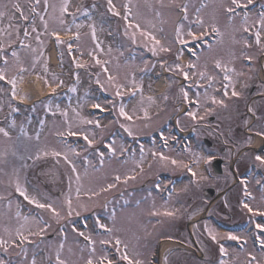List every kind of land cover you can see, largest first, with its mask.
<instances>
[{"label": "rangeland", "instance_id": "374dc122", "mask_svg": "<svg viewBox=\"0 0 264 264\" xmlns=\"http://www.w3.org/2000/svg\"><path fill=\"white\" fill-rule=\"evenodd\" d=\"M9 0H0V7L3 4L8 3ZM34 0H20L21 5L24 7L25 14L30 13L29 5L33 3ZM128 0H113V3L116 5L117 9L121 12V18L124 14V4L127 3ZM246 2V0H244ZM43 0H41V4L38 7L37 11L42 14L44 11L43 8ZM49 3L55 5L58 9L59 6L63 3V0H49ZM107 3L105 0H70L69 4V13L76 12L77 8L81 9L83 12L84 9L88 10V13L92 15V17L97 18L98 20L102 19V15L106 11L105 16L106 19L111 17L113 14L108 10ZM187 4L188 5V20L184 21L182 19L183 13L179 5ZM95 6V7H93ZM225 6H231V0H175V3H172V0H164V6H161L159 0H131V7L133 9V13L135 15L134 23H140L141 27L145 30L152 31L154 35H156L157 39L161 40V42L166 47H171L173 49L178 43L174 40L175 29L179 23H184L185 30H187L189 24L196 19L197 9L200 10V15L204 18L207 24L215 23L217 27L223 33L222 37L217 38L214 41H210L207 43H203L200 47L198 56L199 60H190L193 63H196L198 69L203 71L205 66L207 67V71L210 75L215 76L216 80L221 82V85L224 83L222 72L215 68L214 62L219 59L224 64L228 65V67H235L237 72H243V76H234L233 79L237 81L236 90L241 92L242 95L237 97H231L229 92V98L220 97V94H216L218 99H225V103L228 105L227 108L220 107L219 105L213 106L210 101L204 96L203 93H200L201 105L199 108L193 107L191 111H197L198 116H203V120L194 121L190 117L186 115L182 111L183 108V99L180 93V88L183 86L182 84V75L171 72L168 70V67L174 65L176 62H180L176 60L175 53H172L168 56L167 53H160L157 57L154 56V60H149L143 58L144 53H139V57L136 61L131 62V60H126L123 58V54L127 51L128 45L126 47H118L112 45L111 52L108 51L106 47L108 44V40H101L99 38V33L97 32V41H93L90 34L89 25L95 23L94 21H78L76 24H81L82 27L79 29L81 38L79 45L84 50L86 55L90 57L100 58L102 61H108L105 65L108 68V73H104L103 70L98 68L99 78L101 83L107 86V75L111 74L117 78L119 83H125L126 86L130 89V85L128 82L131 80L132 75L135 74V78L138 71L142 68H147L148 73H155L160 70H164L167 72L170 77V82L168 83L171 88L165 95L161 96L157 99V106L155 101L153 102V107L149 106V99L145 98L147 93H154V85L149 78L144 79H136L137 84H142L143 93L138 97L137 101L130 102L126 105V111L130 115H133V121H127L123 117H119V121L111 118H108L106 122H101V128H96L92 125H84L80 124L75 117L73 109L77 110V105L83 103H91L90 100L91 95L97 91L93 89L84 90L78 92V94L74 98V103L70 110L68 111L67 122L63 116L57 117L55 121L48 119L46 121L43 128H40V138L39 141L35 139L36 135H34L35 125L31 123L28 127L24 129L28 133V136H24L20 129V124L17 121L16 127L11 128L10 135L11 140H8L5 137H2L0 140V152L4 150H9L15 147L18 152V155H23L25 157L24 161H20L17 157H13L9 155L6 158V162H0V196H3L4 199L0 200V237L5 239L6 241L15 240L18 244L19 237L16 236L17 229L23 231L24 235L29 236V241L24 242L23 247L27 250V256L21 254V250L19 247H10L8 249V254L11 255L12 260H16L18 264H31V259L33 255H35L37 264H50L49 256H51V264H55V253L57 248L61 243L64 244V249L61 254L62 259H69L72 264H85V261L91 255V248L94 246L96 249L94 260L97 259L96 256L100 254L99 251L101 247L102 240H115V237H119L121 241H123L122 245L127 244L129 246L132 245L133 253H130V256H137L134 260L143 261V264H149V261L152 259V249L153 243L159 239H171L173 234L168 229L169 223L172 221H177L181 219L180 217L184 216L185 212V202L186 196L185 194L181 197L180 194H174L168 200H161L157 194H152L148 191V189L140 190V189H131L133 185H136L139 181L144 180V178L148 177L151 173L156 170L163 169L161 172L168 171L172 173L180 172L183 170V167H176L169 164L167 167L163 166L159 159H154L151 163L148 162L146 165V161L148 159L144 158L143 160V169L144 171H140L139 163L141 158L134 157L137 156L136 153H128L122 158L121 154V146L123 148L126 147V139L124 133H128L125 128L121 127L122 124H128L132 127L133 135H141L146 134L152 130L158 128H162L163 125L166 128V124L175 119L176 126H171L172 129L177 130V133H181L183 131L193 130L196 135L192 142L191 152H187L183 155L181 152H176L174 150L169 149V151H162L154 146L149 145H141L138 144L135 146L137 150H139L141 154V146H143L144 154L146 153L152 154L155 152H163L165 156H169L173 159L186 162L190 157L196 158V156L207 157L208 155H212L214 157L221 156L224 158V174L217 175L215 179H211L206 171L205 166H208L210 169V165L205 162V160H201L198 164V177L201 175L207 176L208 179L204 181H208L207 184L213 186L217 192L224 191L226 193V197H223L226 204L217 201L214 199L211 201L214 203L210 208H207L205 213L211 212V208L217 206V211L221 210L223 214L235 213L238 217L231 221H243L246 215H250L246 209L242 208V202H247L251 204L254 208L260 207L264 210V200L262 199V194L254 196L255 200H247L243 195V186H240L237 183L233 184L235 173L232 171L234 169L233 166V158H235L238 151L241 147L248 145L252 139L253 135L246 134V132L231 130V127L238 126L239 123L242 125H246L248 122L249 116L246 115L239 122L238 114L240 112L245 111L247 108H251L254 112L257 113L258 122L256 123L254 129H257L260 126L258 132H264V73L260 71L262 67H264V53L260 51V49L255 46L254 39L252 36H249L251 33H244L241 30V15H236L233 21H229L228 14L224 11ZM43 8V9H42ZM160 12V16H156V12ZM27 12V13H26ZM79 12H76V14ZM45 19L49 21L48 31L45 34V30L43 24L40 21L39 16L35 17L36 29L41 33V40L44 41L43 45H40L36 39V33L32 32L31 26L29 27L30 36L25 39L23 33L20 34L19 39H16L15 34H13L12 39L15 40L13 43L16 47L12 51H17L20 55L21 63L24 67L27 65L35 72L47 76L51 79V83H55L56 80L53 79V74L58 77V73H56L52 61H50V53H51V44L49 40L50 34L48 32L55 30H66L64 26H61L54 18L53 11L51 8L48 9L47 14L43 13ZM55 15H58L55 13ZM109 15V17H108ZM72 18V17H71ZM117 18L120 23V27L125 33L126 23L123 22V19ZM8 20L7 18H5ZM68 26L72 28L70 33L76 31V28L73 24H71L70 18L65 16ZM257 17L254 15H250V23L256 20ZM92 20V19H91ZM149 21L152 24H155V28H151ZM9 22V20H8ZM73 22V21H72ZM116 22V21H115ZM17 25L21 26L22 22L19 21V18L16 19ZM24 23V22H23ZM14 24V23H13ZM71 24V25H69ZM101 24L100 21H96V27ZM16 25V26H17ZM119 27V28H120ZM0 28H4L7 30V24H3L0 22ZM208 29V28H206ZM134 29H128V32L131 33ZM118 32V30H115ZM193 31L199 32L200 29L193 27ZM119 33V32H118ZM252 35V34H251ZM130 37V35H128ZM244 38H247L250 43L253 44L251 48H245L242 43H236L235 41H242ZM8 36L4 33H0V43H7ZM23 40L25 45H31V49H37L34 53L30 48L20 47V41ZM130 41L131 38H130ZM191 41V40H189ZM99 42L100 48L103 51H100V48L96 47V43ZM133 42V41H132ZM136 45L142 46L146 50L148 48L144 47V43L141 42V38L137 36ZM110 45V44H109ZM211 45V48L208 47ZM142 47L138 48L139 51H142ZM8 47L5 48V50ZM31 52V54H25L23 51ZM132 50V49H130ZM137 50V49H133ZM178 50V48H177ZM11 51V52H12ZM92 51L93 55H89V52ZM43 53L40 56V59L37 61L35 58L40 53ZM127 54V53H126ZM244 54L251 55L254 57L255 66L246 67L243 65L241 67V57ZM5 55V53H4ZM125 55V54H124ZM11 57V56H10ZM186 59V57H182ZM63 59V69L60 70L62 75H70L69 79L65 82H70L72 78V73L77 71L85 80H90V76L87 75L86 70L76 68L75 61L68 60L67 56L64 55ZM47 62L48 72L45 73L43 71V64ZM35 62V69L32 68V64ZM166 62V63H165ZM164 63L162 67L161 64ZM182 63V61L180 62ZM183 64V63H182ZM263 64V66H262ZM187 65V64H183ZM1 67V66H0ZM93 68H97V66H92ZM16 66L14 62L9 59V70L10 75ZM28 70H30L28 68ZM64 70V73H63ZM66 71V72H65ZM68 72V73H67ZM76 72V74H77ZM25 73V72H24ZM24 77H28L26 74ZM70 73V74H69ZM17 75V72L11 74L10 77ZM140 75V74H139ZM191 76L192 74L189 73ZM32 75H29V77ZM141 76V75H140ZM9 77V79H11ZM196 78V77H195ZM65 79V78H64ZM23 80L18 81V85ZM94 81H96V77H94ZM205 81V80H204ZM49 83V82H48ZM47 84V82L45 83ZM247 84V87L244 85ZM66 86L62 84L61 87L56 90H63L62 87ZM252 86H255V91L253 96L250 95V89ZM22 87V86H21ZM184 87V86H183ZM11 88V85H10ZM185 88V87H184ZM189 92V97L195 98L197 93L196 90L189 91L188 88H185ZM5 87L0 86V96L4 97ZM17 91L22 92L19 86L17 87ZM58 91V93H59ZM17 92V93H18ZM73 92V91H71ZM110 92V89H109ZM24 93V92H22ZM209 95H215L212 92L208 91ZM64 94V93H63ZM58 95V94H57ZM57 95L55 100H50L51 103L57 100ZM167 96L168 99L165 100L164 97ZM5 104L7 99H3ZM48 98L44 99L46 102ZM121 101V100H120ZM49 101L45 104H48ZM75 104V105H74ZM110 102L104 103L103 105L107 107ZM71 104H59V108L67 109ZM147 109L150 119H143V109ZM208 108H213L211 114L206 115V110ZM135 110V111H134ZM157 110V113L155 112ZM81 116L90 118L87 114L86 116L78 111ZM3 113V111H2ZM115 113L118 116V107L115 109ZM216 116V121L212 123L207 122L210 115ZM2 115V114H1ZM136 117H140L137 119ZM93 120V119H92ZM178 120V121H177ZM263 120V121H262ZM68 122H71L73 125V130H80L89 133L90 139H95L96 142L93 146H84L80 148L76 147V151L79 155H75L69 151V146H64L61 144L59 137L57 136V132H66L68 127ZM95 133V137L91 135V133ZM31 137V139H28ZM208 137L215 142L220 144H225L227 148L226 152L223 154L219 152L217 148L218 145L215 144L214 147L207 148L202 144V138ZM107 138L108 141L105 143L106 148H102L103 140ZM250 140V142H249ZM113 146L117 149L116 153L113 155L108 149L107 145L109 143H113ZM240 144L237 148L234 149V146ZM129 143V142H128ZM47 151L51 153L52 151H57L60 153L67 152L69 159L76 166V171L80 174V198L79 203L86 205L88 210L84 211L81 208L77 207V198H76V173H74L71 169V166L64 160L63 155L59 157L52 156L51 154L44 156L41 154L39 159H35V155L37 152ZM103 152L104 155V163L101 165L99 163L100 157L99 153ZM174 154V155H172ZM195 154V155H194ZM253 153L250 152L249 155ZM257 155V154H256ZM246 156V155H245ZM264 156V155H263ZM32 157V158H29ZM87 157V160L85 159ZM153 158V157H152ZM30 161L35 162H49L51 165L48 168V171L44 177L41 175L36 178L35 175H29V165H31ZM90 161V163H89ZM26 164V167H21V164ZM148 166L150 168L147 170ZM264 166V165H263ZM34 166L33 169H35ZM244 168L243 165L238 166V173L240 170ZM14 169H18V175L20 183L27 189V193L30 197H35L40 203L48 204L52 203L53 207L60 212L61 216L65 217L57 221L52 213L46 209L31 211L21 202L20 193L15 191V180L16 175L14 174ZM31 169V167H30ZM157 171L156 173H158ZM34 172V171H33ZM39 172V171H38ZM234 173V174H233ZM119 175L121 180L118 182L115 180V177ZM135 175V179H129L127 183L124 182L125 177ZM29 176H32V183L30 182ZM37 180L40 182L38 183ZM186 183V182H185ZM183 183V184H185ZM108 184H114L115 187L112 189L101 192L99 196H91L92 191H99L100 188H106ZM71 185V191H70ZM47 190H44V188ZM256 187V186H255ZM185 189V187H183ZM257 189H259L257 187ZM71 195L73 201V207L80 214L76 215L75 213L71 216H67V205L64 203L65 196ZM222 196V195H221ZM259 197V198H257ZM194 198H201L198 194L195 195ZM239 198L242 199V202L239 203ZM202 200V199H201ZM8 201H11V208L8 206ZM195 201V200H194ZM139 202V203H137ZM204 202H209L204 200ZM221 203V204H220ZM188 204L196 205V202H188ZM200 204V203H198ZM228 204V205H227ZM263 206L261 207V205ZM105 205H107L105 207ZM220 206V207H219ZM116 210V218L115 222L111 219V210ZM167 210H178L177 215L175 217H166L163 215V212ZM19 211L20 216L17 217L16 213ZM97 211L98 214L102 215L103 223L107 224L110 228L113 229L112 233L102 234V235H91L89 231L84 232L85 236H91V240L95 241L93 245L91 241L88 242L83 241L81 236L78 235V231H74L73 228L69 226V220L73 217L81 216L87 213ZM153 211H159L161 215L156 216L152 215ZM182 214H181V213ZM24 217H28V220L25 221ZM228 217V216H226ZM246 219V218H245ZM40 222V227H44L43 222H47L48 227L45 229L43 234L47 236L55 234L50 238H43L42 235H29L30 232H37V222ZM202 221V220H201ZM199 221L195 225L194 235L196 237V241L198 240L199 248L205 251L210 252L212 258L217 254V250L219 252V244L216 241H213L207 234V230L205 228V221ZM252 223V222H251ZM250 223V224H251ZM62 227L58 228L59 226ZM264 224V222L260 223ZM199 227H196V226ZM209 227L215 230L216 233L219 234L218 239L219 243L223 244L224 247L228 250V256L225 260L228 261V264H248L250 259L248 253L255 255L257 260L261 261V264H264V251L256 250V247L253 245L252 241H250L251 229H247L246 231L240 233H232L234 235L242 237L247 241L246 245H243V248L237 249L234 247L231 242H225L227 233L221 232L212 222L207 223ZM23 226V227H22ZM178 233V239L188 242L187 231L184 229L180 230ZM85 238V237H83ZM144 240V241H143ZM222 240V241H221ZM98 241V242H97ZM100 242V243H99ZM141 245V246H140ZM217 245L218 249L216 250L214 246ZM71 250V251H69ZM108 249L102 247V255H108ZM161 248V252H162ZM136 252V254L134 253ZM164 252V251H163ZM191 252L186 251L179 248H174V250H170L167 253H162V260L165 264H213L211 261H203L200 258H195ZM165 257H167V261H165ZM2 259V258H0ZM19 259V260H18ZM18 260V261H17ZM200 262V263H199ZM215 264V263H214Z\"/></svg>", "mask_w": 264, "mask_h": 264}, {"label": "snow or ice", "instance_id": "6c2138e0", "mask_svg": "<svg viewBox=\"0 0 264 264\" xmlns=\"http://www.w3.org/2000/svg\"><path fill=\"white\" fill-rule=\"evenodd\" d=\"M159 3L161 6H164V0H159ZM172 3H175V0H172ZM253 3H254V0H246V2H244V0H231V6H225L224 11L228 14V19L231 22L235 19L236 15H238L237 9L243 10V15L241 16V21H242L241 30L244 33H251L252 38L254 39L255 46H257L260 49V51L262 53H264V11H260L259 13H257V19L250 23V14L247 11V9H248V6L250 4H253ZM40 4H41V0H34V2L29 5L30 14H25L24 7L21 5L20 0H9V3L3 4V6L0 7V22H2L5 18H7L9 20V23L7 25V30L4 28H0V33L6 34L9 38L7 43H0V60H2V62H3V66L0 67V81L7 80V82L11 85L10 96L12 99L17 98L18 81L23 80L22 74L24 72L28 71V69L25 68L23 66V64L21 63L19 53L17 51H12L11 57H12V61L14 62V65L16 66L17 75L12 76L11 79H9V77L7 75L8 68H9V57L7 55H4L5 47H11V45L13 43H15V40L12 39L13 34H15L16 39H19V36H20V26L17 25L15 27H13L12 21L16 20L18 17L20 22L28 23L32 28V32L36 33V35H35L36 41L40 45H43L44 41L41 40V33L35 27V23H36L35 17L39 16L40 21L43 24L45 34L48 31L49 21L47 19H45L44 15H41L37 11ZM43 4H44V13L47 14L48 9L51 8L53 11V18L61 26H64L68 32H71L72 28L70 26H68L67 21L65 19V16H67V15L72 16L73 25L76 28V32L74 33V35L69 40H67V41L64 40L60 36L59 32H57V31L51 32V35L56 38V42L58 44H60V45L67 44V50H68V52L71 53L73 51V42L78 43L80 40V36H81L79 29L82 27V25L75 23L76 12H81V9L77 8L76 12L69 13L70 0H63V3L59 6L58 9L56 8L55 5L50 4L49 0H43ZM107 6H108V10L113 15H115L117 17L121 16V12L117 9L116 5L113 3V0H107ZM93 7H95V6H93ZM123 7H124V14L122 16V19L126 22V28H125V33H124L125 35H130V38L134 43L136 42L137 36H139L141 38V42L144 43V47L148 48V50L150 52H152L154 55H159L162 52L167 53V52L172 51L171 47H166L161 42V40L157 39L156 35H154V33L152 31L145 30L141 27L140 23H134L133 22L136 14L133 13V9L131 7V0H128V2L125 3ZM179 7L181 8V11L183 13L182 19L184 21H187L188 20V5L183 4V5H179ZM262 8H264V5H262ZM57 11H58V15H55V13H57ZM199 13H200V10L197 9L196 19H195V21H193L189 24L187 30H185L184 23H179L175 29L174 40L181 46L178 49V51L176 52V60L177 61L181 60V58L184 54V47L183 46H186L189 43V40H191V41H203L204 43H207V41L205 40V37H207L209 35H215L217 37L223 36V33H221L219 27H217L215 23L207 24V26H206V22H205L204 18ZM81 14L88 15V10L84 9ZM160 15H161V13L157 11L156 16H160ZM149 24H150L151 28H153V29L156 27L155 24H152L150 21H149ZM193 27L200 29V31L199 32L193 31ZM89 28H90V34H91L92 40L97 41V35H96L97 28H96L95 23H92L91 25H89ZM206 28H210L211 31L210 32L207 31ZM128 29H134V30L131 33H129ZM23 36L25 39H27L30 36V33H29L27 27H25L23 30ZM235 42L236 43H242L245 48L253 47V44L250 43L247 38H244L242 41H235ZM20 47H27V48L31 49V45H25L23 40L20 41ZM96 47L100 48L99 42L96 43ZM208 47L211 48V45H208ZM31 51L35 53L37 51V49H31ZM100 51H103V49L100 48ZM108 51L111 52V47H109ZM192 51H193V54L195 55V50L193 49ZM42 55H43V53L41 52L39 55L36 56L35 59L38 61L40 59V56H42ZM61 55H63V54L61 53ZM81 55H83V52H81ZM89 55H93V52L90 51ZM94 58H95V63L102 67L103 72L108 73V68L105 66L108 63V61H102L96 57H94ZM244 59L246 61L251 62L254 60V57L251 55L244 54ZM73 60L75 61L76 68H81V67L87 66L86 62L82 63V62L76 60L75 57H73ZM197 60H199V56H197ZM161 66L163 67L164 63H162ZM214 66H215V68L219 69L223 74L224 83L222 84V96L225 98H229V92H230L231 97L239 98L242 95V93L236 90L237 81L234 80L233 77L234 76H237V77L243 76L244 73L243 72H237V70L234 66L228 67V65L224 64L219 59L215 60ZM35 67H36V64L34 62L32 64V68L35 69ZM144 70H147V68H145ZM168 70L171 72H176V73L182 75L185 81L191 80L189 73L192 72V74L194 76L199 77L200 80H207L209 87H212L213 82H215V80H216L215 76H212L208 73L206 66H205V69L203 71H201L198 69L197 64L193 63L191 61H189L186 66L180 62H176L174 65L169 66ZM43 71L45 73L48 72V65H47L46 61L43 64ZM53 79L58 80V83L56 85L57 87H59L60 85L63 84V81L59 80L58 77L55 76V74H53ZM76 80H77V82L79 81V73L78 72L76 74ZM96 83L100 86L101 89H103L106 92L109 91V89H111L113 91L114 98L115 97L123 98L126 93L129 94L130 98L135 97L137 95V93H139L142 97L143 86H142V84H139V85L137 84L135 74L132 75L131 80L128 82V84L130 85V91H129V88L126 86L125 83H119L117 78L111 74L107 75V86H105V84L101 83L100 78H99V74H97V76H96ZM196 86L198 88H203V85L199 84V81L196 82ZM48 87L51 88L52 84L49 83ZM244 87H247V84H245ZM76 90L77 89L75 86H73L71 89V91H73V92H75ZM55 91H56V89L52 88V92L55 93ZM180 93H181L183 101L191 107L193 104V100H191L189 98L188 90H186L183 86H181ZM203 94L207 98V100L210 101V103L213 106L219 105L220 107H224V108L228 107V105L225 103V99H218L216 95H209L207 88L204 89ZM27 98H28L27 95L19 97V99H21V100H25ZM148 99L150 101L154 102V98L148 97ZM164 99L167 100L168 97L165 96ZM110 103H111L112 108L116 109L117 102H110ZM118 103H119L118 117H123L125 120L130 121V122L133 121V115H130L128 113V111H126V105L122 102V99ZM195 104H196L197 108H199V106L201 105V98H200V92L199 91H197L196 96H195ZM46 107H47L49 112H52L53 115H55L56 112L59 111L60 114L65 118V121L67 122L68 112L66 110L61 111L59 108V105H55V110H53V105H52L51 101L48 102ZM92 107L94 109H98L101 111L105 110L102 108L101 104H99V103L93 104ZM249 110L254 111L253 109H249ZM72 111L74 112L75 117L77 118V120L80 124L92 125L96 128L102 127L100 124V121L98 119H95V120L87 119L86 117L81 116V114L78 111H76V109H73ZM212 111H213V108H208L206 110L205 114L206 115L211 114ZM12 112H19V109L18 108H12ZM143 113H144L143 119H145V120L150 119L148 110L146 108L143 109ZM186 115L194 121L204 119L203 116H198L197 111H188L186 113ZM136 118L140 119V117H136ZM44 123H45L44 121L40 122L41 128H43ZM10 126L13 128H15L17 126L15 119H13L11 121ZM121 127L125 128V130L128 132V134L130 136L134 134L132 127L129 126L128 124H122ZM20 131L24 136H26V137L28 136V133L26 132V130L24 129V127L22 125L20 127ZM0 134H2L3 137L7 138L8 140H11V135H10V132L8 131V129H6L4 127H0ZM257 134L264 136V132H260ZM91 135L93 137H95L94 132L91 133ZM160 135H161V137H163V133H160ZM57 136L60 137L61 139H63L65 136H82L83 139L87 142L88 146H93L96 143L94 138L93 139L89 138V133L84 132V131H80V130H73V125L71 122H68L67 131L66 132H57ZM39 138H40V134L37 133L35 139L37 141H39ZM28 139H31V137H28ZM249 142H250V140H249ZM164 143H165V147H167V138L166 137H164ZM113 144H114V142L109 143L107 145V147H108V149H110L111 153L114 155L116 153L117 149L113 146ZM140 150H141V160L138 163H139L140 171L143 172L144 171V169H143V160H144L143 146H141ZM186 150L191 152V149L188 148L187 146H186ZM69 151L75 155H79V153L76 151L75 148H69ZM124 151H127V149H124L123 146H121V154H123ZM41 154L44 156L51 154L52 156H55V157H59V156L63 155L64 160L71 166L72 171L74 173H76L75 179H76V183H77V188H76V198L78 201L77 207L83 209L84 211H87L88 210L87 206L79 203V198H80V193H81L80 174L76 171V166L69 159L67 152H65V153H60L57 151H52L51 153H49L47 151H43L42 153L37 152L35 155V159H39ZM9 155H11L13 157H17L20 161H24V159H25V157L23 155H18L17 150L13 146V148L11 149L10 152H9V150H4V151L0 152V162H6V158ZM104 155L105 154L103 152L99 153V157H100L99 163L101 165H103V163H104ZM152 156H153V159L158 158L159 162L165 167H167L169 164L176 166V167H183V168H186L188 170V172L191 173L193 178L197 177V173L195 171H193V167L189 166L188 164L183 163L182 161L173 159L169 156H165L163 152L153 151ZM29 158H32V157H29ZM85 159L87 160V157H85ZM202 159L205 160V162L210 165L214 159V156L208 155L206 158L202 157V156H196L194 163L198 165ZM255 160L259 161L260 164L264 165V156L257 155V156H255ZM89 163H90V161H89ZM26 166H27L26 164H23V163L21 164V167H26ZM2 170L3 169H0V171H2ZM14 174L17 177L15 180V191L20 193V195L23 196L25 200H28L30 203L35 204L40 209H46V210L50 211L52 213L53 217L57 221L65 218V217L61 216L60 212L57 211V209L55 207H53L52 203H48V204L40 203L35 197H30L27 193V189L20 183L19 175H18V169H14ZM135 178H136L135 175L127 176V177H125L124 182L127 183V181L129 179L134 180ZM207 179H208L207 176L201 175L199 177V179L197 180V183L199 182V180H207ZM115 180L119 182L121 180V177L119 175H117L115 177ZM241 184H243V186H244L243 187L244 197L247 200H255V197L248 190L247 181L241 180ZM113 187H115L114 184H108L106 188L102 187V188H100V190L98 192L92 191L91 196H99L101 192H106V191L112 189ZM156 187L159 188L160 185L157 184ZM261 190H262V192H264V185L261 186ZM70 191H71V185H70ZM169 197H171V193H169ZM3 199H4V197L0 196V200H3ZM262 199H264V196H262ZM64 203H66V205H67V216L68 217H71L74 213L76 215L80 214L78 211H76L74 209L72 197L70 194L65 196ZM137 203H139V202H137ZM8 206H9V208H11V201H8ZM106 206L107 205H105V207ZM241 206H242V208L246 209L248 213H251L252 216L264 217V210H262L260 207L254 208L251 204H249L247 202H242ZM177 212H178V210L170 211V210L165 209V211L163 212V215L166 217H175L177 215ZM151 214L156 215V216L161 215V213L159 211H153ZM192 214L194 215L195 213H192ZM16 215H17V217L20 216L19 211H17ZM115 218H116V210L113 208L111 210V219L113 222H115ZM24 219H25V221H27L28 217H24ZM43 223H44V227H40V222L38 221L37 222L38 231L37 232H30L29 235H43L45 229L48 227L47 222H43ZM96 223L99 226V228L104 229L108 233L113 232V229L109 228L107 226V224L100 222L99 217H97ZM196 227H199V226L197 225ZM255 227L257 229L261 230V232L257 236V239L259 240L261 250L264 251V224L257 223L255 225ZM205 228L207 230L208 236L213 241H216L219 244V252L221 253L222 257H227L228 256V250L224 247L223 244L219 243V239H218L219 234L216 233L214 229L209 227L207 225V223H205ZM73 230L76 231L75 227L73 228ZM15 234L17 237H19L20 244H17L15 240L6 241L2 237H0V248H2L5 253H7L8 249L10 247H13V246L19 247L21 250V254H23L24 256H27V250L23 247V244H24V242L29 241V236L24 235L23 231L20 229H17ZM78 235L81 237H85V239L91 241V243L93 245L95 244V241L91 240V236H85L84 232H79ZM226 238L229 240H234V241L242 240V237L234 235L232 233H227ZM114 239H115V251L119 254L116 261L109 259L107 255H101L98 259L94 260L93 257L95 256L96 249L93 246L90 250L91 255H89V257L85 261V264H119L120 260H126V261H128V264H143V261H139V260L134 261L128 256V253L126 251V249L128 247L127 244L123 245L125 251L121 252L120 245L123 243V241H121V239L119 237H115ZM244 242L246 243V240ZM101 243L102 244H109V243H111V241L110 240H102ZM63 249H64V244L61 243L59 245V247L57 248L56 253H55V264H72V262L69 259H62L61 258V254H62ZM69 251H71V250H69ZM248 255L250 257L248 264H261V261L257 260L255 255H252L251 253H248ZM165 261H167V257H165ZM49 262L51 264V256H49ZM0 264H10V261L0 259ZM31 264H37V260H36L35 255H33L32 259H31ZM219 264H228V261L225 259H221L219 261Z\"/></svg>", "mask_w": 264, "mask_h": 264}, {"label": "bare ground", "instance_id": "6f19581e", "mask_svg": "<svg viewBox=\"0 0 264 264\" xmlns=\"http://www.w3.org/2000/svg\"><path fill=\"white\" fill-rule=\"evenodd\" d=\"M61 35H64V33L63 32H59ZM52 57L54 58V60H56V54L55 53H53L52 54ZM40 81H39V79H35V81H33V79H31V78H27L25 81H23V83H22V85H23V87L26 89V91H29V90H31L30 89V87H32L33 85H34V88H37V89H35L36 91H37V93L38 94H41V95H44V96H46L47 94H49V92H51V91H44V92H40V88H42L41 87V83H39ZM158 87H159V90H163V88H164V83H163V81L162 80H160L159 82H158ZM169 199V198H168Z\"/></svg>", "mask_w": 264, "mask_h": 264}]
</instances>
